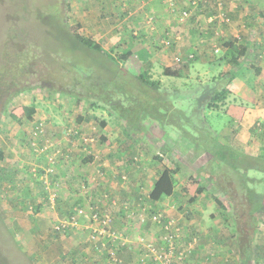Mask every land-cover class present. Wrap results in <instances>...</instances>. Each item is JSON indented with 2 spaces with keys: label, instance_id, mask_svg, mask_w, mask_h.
Wrapping results in <instances>:
<instances>
[{
  "label": "rangeland",
  "instance_id": "obj_1",
  "mask_svg": "<svg viewBox=\"0 0 264 264\" xmlns=\"http://www.w3.org/2000/svg\"><path fill=\"white\" fill-rule=\"evenodd\" d=\"M116 1L0 0V150L4 154L0 161V264H102L104 258L92 251L84 231L57 232L53 229L56 223L67 217L68 208L61 206L66 205L71 197L75 198L74 194H81V197L78 195L81 199L86 198L88 189L91 190L90 185L80 186L83 181L70 175L73 174L71 169L67 168L65 176L60 175L64 166L57 164H65L69 156L73 158L69 164L74 161L72 167H91L94 176L102 177L107 185L114 186L107 193L99 195L104 202L119 207V211L127 207L122 222L117 215L119 212L116 215L110 212L113 228L127 240L125 248L130 244L129 249L137 247L142 251L135 261H128L126 253L120 254L122 264H138L150 244L162 246L160 228L139 224L137 209L142 204L151 212L157 211L150 203L148 194L164 168L174 171V194L178 201L175 209L189 225L186 227L189 231L184 245H191L192 248L185 264H189L192 258H199L204 264H238L237 261H241L240 257L250 247L251 259L240 264H260L264 259V183L249 184L261 198L260 202H253L251 208L248 195L240 191L238 181L230 183L233 191L229 194L215 191L208 185L209 181L215 179L212 181L220 184L223 180L215 170L216 162L202 149L181 137L180 132L168 126L161 128L157 124H162L158 118L154 121L147 116L138 126L136 122L140 119V112L135 107L126 111L129 102L124 98H121L122 113H119L109 106H93L92 100L85 96V90L73 86L74 78L79 77L78 72L85 75L97 70L95 66L86 64L87 61L93 60L103 66L109 64L107 59L94 53L87 54L88 49L80 48L68 32V27L65 28V22L71 31L92 38L104 50H113L116 56L124 49L136 51L143 46V40L136 39L142 35L139 37V32L136 36L133 33L137 30L135 17L126 20L122 6V9L117 6L114 14L109 15L110 10L106 9L105 2L111 7V3L115 4ZM199 1L203 7L190 18L191 28H197L193 35L199 34L208 39L219 34L218 47L226 39L232 41L228 27L232 21H239L238 15L244 10L239 4L241 0ZM174 4L179 6L176 1ZM231 5L236 7L231 10ZM146 7L149 10L144 9V13L151 15H155L156 8L165 9L157 1L148 2ZM137 8L129 11L133 13ZM158 16H154L156 21L161 20ZM188 21L183 25L187 26ZM176 25L172 28L178 29H172V32L177 33L175 45L179 46L187 41L190 34L185 26ZM239 27L234 26L237 30ZM162 29L158 23V33L145 45L151 42L157 47V43L163 39ZM220 29L228 33L220 35ZM180 34L185 36L183 42ZM238 34L242 38V33ZM190 42H196V39ZM211 50L214 56L208 55L204 59L217 62L224 57ZM167 51L165 61L171 70L160 64L155 56L151 55L152 61L149 56L148 74L151 80L160 84L165 100L172 105L174 102V106L187 108L189 112L194 109L204 111L208 124L213 130L219 129L224 121L230 119L204 110L205 105L197 104L196 98L213 76L231 68L227 58L221 64L217 63L214 70L208 71L207 76L202 75L198 66L191 68L184 77L182 51L177 53L180 63L174 61V57H178L174 47H169ZM135 53L123 63V67L136 77L142 68L148 66V62L143 63ZM190 53L192 56L189 54V58L199 60V56L194 58L197 52L192 50ZM246 57L240 58L241 62H245ZM109 67V70L115 68L112 64ZM119 81L124 83L126 76ZM77 90L81 93L77 94ZM114 97L118 96L115 94ZM96 103L101 105L100 102ZM31 105L35 106V114L31 118L19 114L20 108ZM17 111L15 117H10L11 112ZM85 115H93L95 119L77 121L78 116ZM124 116L138 127H132ZM71 147H76L77 151L69 155ZM236 151L243 152L239 147H236ZM248 176L264 178V174L254 171H250ZM191 178L200 182V190L191 195L184 194L181 188ZM70 179L75 183L69 182ZM114 188L120 193L131 194V197L125 200L124 195L116 196ZM32 189L35 191L32 192ZM120 196L122 198L118 199ZM216 197L220 205L215 202ZM93 198L99 199L97 196ZM35 199H42L49 214L42 213V217L35 215L40 212ZM91 202L103 209L98 202ZM107 207L109 209L110 206ZM39 219L47 221L48 227L41 228ZM175 222L180 228L181 240L182 229L177 220ZM25 230L29 234L23 233ZM205 231L210 232V241L204 238ZM203 245L210 247L201 253L196 252ZM17 251L25 257L20 254L13 256Z\"/></svg>",
  "mask_w": 264,
  "mask_h": 264
},
{
  "label": "trees",
  "instance_id": "obj_2",
  "mask_svg": "<svg viewBox=\"0 0 264 264\" xmlns=\"http://www.w3.org/2000/svg\"><path fill=\"white\" fill-rule=\"evenodd\" d=\"M193 1H195V3H193ZM191 2L194 5L189 4L184 7H179L176 4L175 5L178 9L186 10L189 13H191V10L194 11L203 6L202 2L199 0H191ZM65 5L68 9V3L66 1ZM176 18V23H178ZM189 18L185 20V23L189 20ZM65 23V28L66 26L68 27V29H66L69 33H71V36L76 40L78 45L81 46L80 48L83 47L88 49L89 52H87V54L94 53L100 58L108 60L109 65L105 66L98 64L93 60L87 61L86 64H89V66H95V69L97 70L95 72L90 71L85 75L81 72H78L79 77L77 79L74 78L75 83L73 84V86H78L83 91L85 90V96H87L89 100H92L91 104L93 106H109L112 107L115 112L122 113V105L120 104V102L121 98H124L129 102L128 106L125 107L126 111L132 110L130 108L135 107L141 113H138L140 116L139 121L136 122L138 126L141 124V120L144 119V116H147L148 118H150V120L154 121H156L155 118H158L162 124H160L158 121L157 124L161 128L164 126H168L177 130L178 132H180L181 137L189 140L193 146L202 149L205 154L211 156L214 159V161L216 162L215 170L223 179L221 180L220 184H216L214 181H212L215 179H211L209 181L210 184L208 185L211 186L215 191L229 194L233 191L230 183L238 181L240 191H243L246 193V195H248V204L250 205L249 208L252 207L253 202L261 201V198L257 196L258 193H256L253 188L249 186V184L254 185L258 182L264 183V178H250L248 174L250 171L264 174V155H248L236 151L235 148H232L231 146L225 144L220 139L219 133L213 130L212 126L208 124L207 116L205 115L204 111L200 112L199 110L194 109L189 112L187 108L174 106V102L172 105L170 102L165 100L163 98V95L161 94L160 84L154 80H151L148 74V68L150 65L147 61L149 58L148 51L140 50L135 54L137 58L140 59L143 63L147 64L148 62V66L146 68H142L141 72L136 77L132 76L123 67V63H125L128 58L134 55V53L130 49H124L122 50L120 55L116 56L114 55L113 50H104L101 45L94 41L92 38L82 37L74 31H71V27L68 26L67 23ZM169 33L171 32L169 31L163 37V42L161 43V47L163 49H165L166 47L164 42H169L167 49L169 47L173 49L177 42L176 39L173 38V36L169 35ZM222 46L223 48H225L226 53L223 54L224 57L218 62L226 61L227 58V62L231 65V68H229L225 72H221L213 76L210 82L205 84L206 87L205 89L203 88V92H199V95L196 98V101H198L197 104H204V110L207 111H216L227 101L230 95L229 86L237 75L236 68H239L242 63L240 58L242 59V57L247 53V49L245 50V47H243V45H240V43L236 39L233 41H225ZM73 47L76 46L74 45ZM176 56L179 57V54H177V52ZM189 59L192 60L193 58H189L188 56V60ZM111 64L112 67L115 68L109 70V66ZM98 65H100V67H98ZM256 71L257 69H255V72ZM74 73L76 74V72ZM124 76H126V81L124 83H121L119 80L122 81ZM93 87H95L96 89L93 90ZM77 91V94L81 93V91ZM69 94L71 93L69 92ZM115 94L118 97L115 98ZM176 95L177 94H175L173 98H175ZM96 102H100L101 105ZM16 113H18V111L14 113L11 112L10 117H15ZM19 114H24V116L29 119L33 114H35V106L31 105L29 107H22L19 110ZM124 118L132 127L136 126L135 122L131 121L130 123L129 119H127L125 116ZM92 119H95L93 115H85L78 116L77 121L89 122ZM103 124L104 123H101V125ZM258 124L259 126L255 125L257 128H264L262 122H258ZM3 158L4 154L0 150V161L3 160ZM175 187L176 179L174 171L169 168H164L158 175L157 180L153 183L152 188L148 194L150 202L154 203L164 197L172 195L175 191ZM200 187V182L191 178L187 181V184L181 188V191L184 194L191 195L195 191H199ZM250 197L255 199L252 200ZM214 200L218 205H220V201L217 197ZM141 206L142 204H139L138 209ZM148 224L154 226L155 228H160V226L157 223H153L150 218L147 219V222L143 225ZM124 249L125 246L117 248V255L119 258L121 257L120 254H123ZM249 253L250 249L247 248L245 251V255L243 256V261H249ZM17 254L24 256L23 253L19 251H17V253L14 252L13 256ZM260 264H264V259Z\"/></svg>",
  "mask_w": 264,
  "mask_h": 264
},
{
  "label": "crops",
  "instance_id": "obj_3",
  "mask_svg": "<svg viewBox=\"0 0 264 264\" xmlns=\"http://www.w3.org/2000/svg\"><path fill=\"white\" fill-rule=\"evenodd\" d=\"M152 1L153 2L157 1L158 3L162 4V6L165 7L164 10H160L159 8L158 9L156 8L154 10L155 15L153 14L154 16L159 15L158 17L163 21L161 20L156 21L153 15L149 13H144L145 12L144 9L145 10L147 9V11L149 10V8H147L146 5H148V2H152ZM171 1L172 2L176 1L179 7H184L189 4L194 5L193 3H195V1H193L192 3L191 0H181V1L171 0ZM166 3L167 0H117L115 4L111 3L112 5L111 7L108 4V2H105V7L106 9L110 10L109 15L114 14L117 6H119L120 8L122 6L123 9L122 8L121 9L123 11V15L126 16V20L135 17L136 20L135 24L137 25L135 29L137 30L133 31V33L136 36L137 33L139 32L138 33L139 37L141 35L142 36L140 38L136 37V39L137 40L142 39L144 43L142 44L143 46H141L139 50L132 51L133 53L134 52L137 53L140 50H146L149 53L151 61L153 58L151 57V55L155 56L159 60L160 64L164 65V67L166 66L165 68H169V65L167 66V61H165V58L168 56V51H167L168 49L167 47H165V49L161 47V43L163 42V39L161 41L159 40L160 42L157 43L158 48L155 47L154 44H152L151 42L150 44L145 45L149 43L150 39H152L154 34L158 33L157 31L158 23L163 28L162 29L163 31L161 32L162 34L161 37H164L165 36L164 34H167L169 31H171L169 35L173 36V38L176 39L175 34L177 33L172 32L173 29L172 26L176 25L175 16L171 13L170 8ZM239 4L244 8V10L243 12H240L238 15L237 19L239 21H235V22L232 21V23L228 27V32H230V35L233 38V39L231 38L232 41L236 39L240 43V45H243V47H245V50L247 49V53H246L247 57L245 62H242L240 67L236 68L237 75L229 86L230 95L227 101L221 107H219L218 110L214 111L216 115H218V117H221L220 115H222L225 118H229L230 120L227 119V121H224L223 125L219 129H215V131L219 133L220 139L225 144L231 146L232 148L236 149V147H239L243 151L242 153L248 155H259L264 153V128L263 129L257 128L255 125L258 122H262L264 126V0H241ZM135 7H138L137 8L138 11L136 10L133 13L129 11V9L132 10ZM202 7H200L199 10ZM234 7H236V5L235 6L231 5L230 7L231 10H233ZM137 12L142 13V15H137L136 14ZM194 12L196 13V10L194 11L191 10L190 18ZM149 17L153 18L154 20L153 24H148ZM190 18L188 21L189 24H187V26H185L186 24L183 25L188 29L190 36L186 38L187 41L185 43H182L179 46L175 45L174 49L176 50L177 53L182 51L181 54L184 55L185 61L183 62V64L185 67L183 66V70H182V75L184 77H186L185 74L191 71V68L195 69V67L198 66H199V70H202V75L207 76L208 71L211 72V70H214L216 68L215 65L217 63L221 64L222 61L216 62L214 60L211 61L208 58L207 59L204 58H206L208 55L214 56V54H212L211 49H213L214 51L217 50L216 53L219 55L225 54L226 51L225 48H223L222 44L220 45V47L217 46L218 43L217 39L219 34L208 39L202 38L199 34L193 35L195 32H197V28L195 29L191 28L192 24H190ZM242 23L243 25L241 26ZM235 25L240 26L238 30L234 28ZM176 26L179 27L178 25ZM250 27H252V29H250ZM176 29L178 28L174 27L173 30ZM183 31L185 32L186 30ZM225 32L228 33L227 30L220 29V35H224ZM239 32L242 33L241 34L242 38L238 34ZM184 38H185L184 34L181 35L182 42ZM191 39L192 40L196 39V42H190ZM225 41H227V39ZM204 43H207L209 46L208 47L204 46L205 45ZM192 50L197 52L194 58L196 59V57L199 56L198 58L199 60H193V59L188 60V56H190L189 54H191L190 52H192ZM204 69H206L207 72L206 71L204 72ZM255 69H257L256 72ZM227 70H223V71L221 70V71L225 72ZM76 151H77L76 147H71L68 153L69 155H71V153H75ZM72 160L73 158L69 156L68 160L64 161L65 164L64 163L57 164V166L60 165L64 166L62 170L59 172L60 175L65 176L67 174V171L71 169V171H73V174L70 175H73L76 179L79 178V180L83 181L80 183V186L83 184L90 185L91 190L90 188L88 189L86 198L81 199L80 198L81 194H74L75 198L71 197L66 203V205L61 206V208L63 207L68 208V210L66 211V216L71 214L76 204L79 203L78 206L83 204L82 206L89 209V205L93 204L91 201H94L95 204H97V202L99 203V205L104 209V210L102 209L104 212H107L109 214L111 212V214L113 215H116L115 213L119 212L117 213V215H119L121 219L120 222H122V219H124L126 213L125 209H127V207L124 206L119 211V207L115 208L114 206L109 205V202L107 201L104 202L102 197H99V195H102V192L107 193V191H110V189L113 188L114 186L107 185V181L102 177L99 178V176L96 175L94 176V169L91 167H87L83 165L81 169L77 167H72L74 161L72 164H69L70 162H72ZM97 178H99V180H96ZM68 181L74 182L73 179H70ZM70 185L73 186V184ZM34 191L35 190L32 189V192ZM94 192H97V194H94ZM113 193H115L116 196H119L120 194L124 195L125 200L131 197V194H127L123 191H121L120 193L119 190L115 188L113 190ZM93 196L94 197L97 196L99 199L93 198ZM187 197L190 198L192 196H187ZM121 198L122 197L120 196L118 199ZM184 199L186 200L187 198L185 197ZM36 202H37L36 204L37 208L40 210L39 213L35 214L37 217H42L43 215L42 213L49 214V212L45 207L46 205L42 201V199H37ZM176 202L178 201L176 200L175 194L173 193L172 195L168 197H164L157 202L154 203L150 202V203H152V205L155 206L157 210H161L167 217L177 220V222L179 223L182 229L181 246L185 247L184 239L188 236V231H189V229H187L186 227L189 225L187 224V220L183 218L182 215H179L176 212L175 209ZM92 206L95 205L93 204ZM107 206H110L109 209ZM38 221L41 224L40 225L41 228L48 227L47 221L45 220L43 221L41 219H39ZM86 222L87 221L84 219L80 223V227L78 228L77 231L79 230L84 231L83 234L85 233L87 234V230L85 229ZM184 228L186 229L185 231H183ZM39 230L42 231V229ZM23 233L29 234L28 230H25ZM200 233H202V231H200ZM209 233L210 232L208 231L204 232V238H207L208 241L211 240ZM129 246L124 249L123 253H126L125 254L126 257L129 256L128 261L130 260L135 261L136 257L139 255V252H141L142 250L137 247H133V248L131 247L129 249ZM209 247H210L209 245L206 246L203 245V247L198 248L196 252L201 253ZM251 251H252V247H250V254ZM238 256H240L239 252H238ZM195 259L192 258L191 260L188 261V263L204 264L201 259L199 258L198 260ZM240 260H241L240 262L242 263L243 255L240 257ZM240 262L237 261L238 264H240Z\"/></svg>",
  "mask_w": 264,
  "mask_h": 264
},
{
  "label": "built area",
  "instance_id": "obj_4",
  "mask_svg": "<svg viewBox=\"0 0 264 264\" xmlns=\"http://www.w3.org/2000/svg\"><path fill=\"white\" fill-rule=\"evenodd\" d=\"M167 5L175 18L177 17L179 25L184 24L185 20L189 18L190 13L178 9L174 2L168 0ZM153 22V18L149 17L148 24H153ZM164 44L168 47L169 42H164ZM174 61L181 62L179 57H174ZM256 125L259 126L258 123ZM137 212L139 224H145L150 218L153 223L162 227L160 236L162 246L148 245L143 256L139 258L138 264L149 262L152 264H185L192 247L191 245L181 246L180 228L175 222L176 220L168 218L161 210L151 212L145 206H141ZM83 219L87 221L85 225L87 244L97 256L104 258L102 264H122V260L117 255V248L126 246L127 240L123 234L113 228L111 214L104 212L97 205L90 206L89 209L84 206H75L70 215L54 225V230L57 232L77 231Z\"/></svg>",
  "mask_w": 264,
  "mask_h": 264
}]
</instances>
